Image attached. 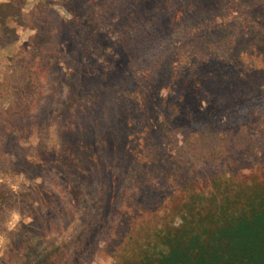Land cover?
Here are the masks:
<instances>
[{
	"label": "rangeland",
	"instance_id": "rangeland-1",
	"mask_svg": "<svg viewBox=\"0 0 264 264\" xmlns=\"http://www.w3.org/2000/svg\"><path fill=\"white\" fill-rule=\"evenodd\" d=\"M7 2L0 264H123L214 177L258 173L264 0Z\"/></svg>",
	"mask_w": 264,
	"mask_h": 264
},
{
	"label": "trees",
	"instance_id": "trees-1",
	"mask_svg": "<svg viewBox=\"0 0 264 264\" xmlns=\"http://www.w3.org/2000/svg\"><path fill=\"white\" fill-rule=\"evenodd\" d=\"M0 8L2 22L18 12L8 2ZM257 172L214 177L212 193L175 205L179 224L136 240L123 264H264V163Z\"/></svg>",
	"mask_w": 264,
	"mask_h": 264
}]
</instances>
